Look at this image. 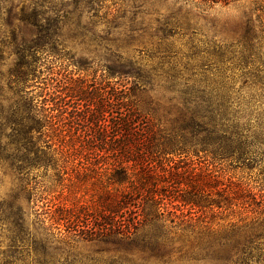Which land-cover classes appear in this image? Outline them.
<instances>
[{
  "label": "trees",
  "instance_id": "1",
  "mask_svg": "<svg viewBox=\"0 0 264 264\" xmlns=\"http://www.w3.org/2000/svg\"><path fill=\"white\" fill-rule=\"evenodd\" d=\"M219 3L228 0H0V162L19 182L26 181L23 176L54 168L62 143L55 139L58 128L66 134L91 123V90L52 83L35 92L50 61L67 60L86 71L89 62L75 61L67 45L89 43L90 62L112 84L105 95L115 116L105 121L102 103L95 107V117L102 116V133H112L104 148L112 157L109 184L121 191L116 205L102 206L96 219H70L69 214L54 221L45 212L33 229L26 211L9 205L8 244L0 252V264H264V224L257 218L261 205H231L243 193L251 196L247 184H220L214 201L180 197L177 190L175 200L185 205L165 202L174 182L200 193L216 187L193 181L188 168L176 166L172 156L204 154L213 161L237 163L232 169L238 170L264 148L248 125L252 111L264 109L261 43L246 38L227 46L202 43L200 57L191 39L196 29L190 10ZM160 5L169 8L162 12ZM120 29L122 39L113 35ZM175 40L186 49L180 54L186 61L183 71H192L191 62L200 58L202 78L163 76L178 70ZM233 60L242 73L239 80L228 74ZM159 89L168 95V106H162L167 128L142 115L132 98L134 92L152 96ZM78 101L88 104L81 110L73 106ZM154 105L159 107V101ZM45 138L57 145L49 149L46 140V150ZM25 181L22 191L31 199ZM134 200L141 205H133ZM185 206L189 208L183 213ZM222 213L227 215L219 220L226 224H213ZM78 224L89 235L75 231ZM95 241L113 244L111 256L75 252L77 243Z\"/></svg>",
  "mask_w": 264,
  "mask_h": 264
},
{
  "label": "rangeland",
  "instance_id": "2",
  "mask_svg": "<svg viewBox=\"0 0 264 264\" xmlns=\"http://www.w3.org/2000/svg\"><path fill=\"white\" fill-rule=\"evenodd\" d=\"M168 8V5H160L162 12H165ZM188 18L193 28L196 29L193 31L194 33H191V39L196 44L197 50L201 55L200 57H202L204 51L202 43H215L227 46L232 43H243L242 39L246 38L249 39L250 43H261L260 54L261 60L264 62V0H228L226 5L219 3L210 8L202 7L199 10H190ZM118 33L121 39L124 38L123 29L115 31L113 35L118 36ZM181 43L180 40H175V47L179 51L176 61L177 72H168L163 76L171 77L177 75L180 79L191 77L193 79L202 78L203 74L199 70L202 64L200 58H195L191 62L193 66L192 71H183L182 67L186 61L182 59L180 54H184L186 49ZM67 49L76 55L75 61L81 59L87 61V63L89 62L85 66L86 71H78L67 60L56 62L49 59L50 62L43 66L40 79L35 84V92L40 90L39 87L45 88L52 83H57L59 86L61 84L65 86L67 84H75L81 86L79 89L82 91L85 89L86 92L91 90L93 94V100L91 99L90 101L92 104L89 105V111L92 114V118L89 120L91 123L81 124L66 134L61 132L62 128H58L55 139L62 143L59 144L61 146L56 151L54 168L34 171L29 177L23 176L24 179L26 178V181L19 182L7 166L0 162V252L8 244V223L6 222L5 215L9 205H20L26 211L27 224L33 229L35 220L42 219L40 214L42 217H45L43 214L45 212L52 214L54 221L62 215L69 214L72 215L70 219L80 216L89 221L91 220L89 216L92 219L101 216L100 211L102 210V206L116 205L114 203L120 199L121 191L109 184L111 181V168H113L112 157L104 150L105 144H107L112 133L109 129L108 132L104 130V133H102V129H104L103 124L98 121V119L102 120L100 118L102 116L99 114L97 118L95 117L97 113L95 107H100L102 103L106 106L103 108L105 111L103 114L104 120L107 121L108 119L109 121V119L115 116L110 111L109 100L107 99V95H105V91L109 90L112 84L110 80L104 81L102 73L99 70L100 68L90 62V58L87 55L90 50L89 43H69ZM237 65V60L228 62L230 69L228 74L234 79L239 80L242 73L238 71ZM96 88L97 90H95ZM43 93H50V91L44 90ZM132 98L137 101L136 107L142 115L151 119L160 128L168 127V123L165 120L167 116L164 118V109L166 107L162 106H168L169 100L168 95L163 90L159 89L152 96L146 93L134 92ZM156 100L159 101V107L154 105ZM86 104L88 103L78 101V104H74L73 106L82 107L80 109L83 110ZM248 125L258 133L260 140L264 142L263 108L258 107L252 111ZM258 125L260 129H255ZM43 140L42 145L45 146L47 139ZM47 141L48 143H46L51 144V146L46 145V150L47 147L49 149L54 148L53 144L57 145L56 140L51 139ZM170 159L176 166L188 168L193 181H198L208 186L216 185V187L210 192L200 193L196 189L190 190L186 189L185 186L175 185L174 182L165 192L169 197L165 200V202L167 201V205H185L175 200L177 195L175 191L177 190L180 197L188 199L207 198L210 201H214L219 199L220 184H226L227 182L234 184L243 183L248 185L251 196L247 198L243 193L239 200H232L231 205H243L242 203H247L244 205H261L260 210L262 213L257 218L264 224L263 147H260L255 155L245 161V166L238 170L232 169L237 163L213 161L210 156L204 154H199L198 156L186 154L180 157L175 155ZM196 174L199 175L195 177ZM24 181L28 183V190L31 189V199H28L27 193L22 191V183ZM251 197L254 200H251ZM133 205H141V202L138 204L134 200ZM188 208V206L182 207L183 213H186ZM83 214H85V217ZM216 214L217 212L214 211L213 216ZM225 215L227 213H222L215 217L213 224H218L219 226L225 225L226 223L219 220V218ZM80 217L78 218L80 219ZM208 219L210 220L211 217H208ZM235 220L236 218H233L232 221ZM46 222L48 223V221ZM84 226L83 224H78L74 229L75 231H80V235H89L85 234L84 231L87 228ZM59 228L62 231V227L59 226ZM216 228L218 226H215ZM114 247L113 244L97 241L93 243L80 242L76 244L75 252L83 257L92 256L103 259L111 256Z\"/></svg>",
  "mask_w": 264,
  "mask_h": 264
}]
</instances>
